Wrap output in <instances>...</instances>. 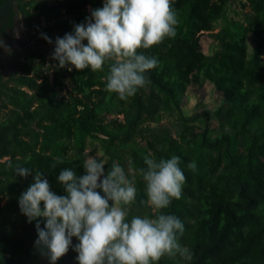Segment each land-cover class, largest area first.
I'll return each instance as SVG.
<instances>
[{
  "label": "trees",
  "instance_id": "trees-1",
  "mask_svg": "<svg viewBox=\"0 0 264 264\" xmlns=\"http://www.w3.org/2000/svg\"><path fill=\"white\" fill-rule=\"evenodd\" d=\"M7 1L0 0V7ZM230 1L172 0L179 21L175 35L137 50L158 64L127 100L104 87L113 59L103 70L68 71L37 45L46 41L45 33L53 49L57 36L85 22L103 0H14L7 7L0 16V38L14 33L21 20L27 39L17 48L8 46L10 54L0 47V264H48L34 246L36 221L28 223L18 207L32 174H15L9 161L41 170L51 190L64 194L56 176L65 167L84 173L87 139L96 135L105 139L106 169L113 161L124 167L129 157L134 172L128 174L137 187L130 215L159 211L144 202L145 156L150 151L157 158L180 156L181 196L163 211L185 225L180 242L193 252L187 264H264V0H242L248 9L243 18L213 32ZM205 32L212 33L221 55L204 53ZM207 80L223 104L185 115L188 88H203ZM165 112L177 114V134L160 124ZM189 162L195 167L188 168ZM37 219L43 227L45 218ZM76 255L70 248L56 264H78ZM158 264L181 262L164 256Z\"/></svg>",
  "mask_w": 264,
  "mask_h": 264
},
{
  "label": "clouds",
  "instance_id": "clouds-1",
  "mask_svg": "<svg viewBox=\"0 0 264 264\" xmlns=\"http://www.w3.org/2000/svg\"><path fill=\"white\" fill-rule=\"evenodd\" d=\"M178 23L172 0H103L85 22L55 38L51 57L68 71L103 70L105 61L113 59L104 87L127 100L148 83L147 71L158 64L154 56L137 50L174 36ZM41 36L53 44L47 34ZM0 47L11 53L2 38ZM180 159L178 155L157 158L151 151L144 158L146 167L140 170L144 202L159 210L153 216L130 215L137 195L135 177L116 161L106 169L103 159L89 155L81 161V175L74 168H62L56 180L64 194L51 190L41 170L11 161L9 166L21 177L32 174V182L18 197V207L28 223L36 221L34 246L46 255L48 264H56L70 248L77 253L78 264H158L164 256L187 264L193 252L180 242L185 225L175 214L163 211L181 196L185 175ZM187 167L195 164L189 162ZM38 217L45 218L43 227Z\"/></svg>",
  "mask_w": 264,
  "mask_h": 264
},
{
  "label": "rangeland",
  "instance_id": "rangeland-1",
  "mask_svg": "<svg viewBox=\"0 0 264 264\" xmlns=\"http://www.w3.org/2000/svg\"><path fill=\"white\" fill-rule=\"evenodd\" d=\"M242 4H243L242 0H231L228 9L226 11L225 18L217 22L215 26V30L213 32L219 31L220 28L223 27L224 24L232 18L235 20H241L243 18V11L248 10V9H244ZM88 8L90 7L88 6ZM25 34H26V28L24 22L19 20L15 32L10 34L7 38H5L4 42L7 46L17 48L21 45V43L24 40L27 39ZM211 34H212L211 32H205L201 36V44L203 51L208 56L221 55L220 52L221 46L212 37ZM251 38L249 40L250 51L254 47V43ZM37 45L39 46L40 50H43L47 53L48 57L50 58L49 60H51L52 59L51 52L53 51L51 44L45 41V42H39ZM28 52L27 51L23 52V55H27ZM43 73L47 75L50 74L46 69V67L43 68ZM221 104H223L222 97L216 91L214 84L207 80L203 88H195V87L188 88L183 102V112L185 115L190 116L195 112L203 109L215 110ZM177 118L178 116L175 112H173L172 114L165 112L163 113L160 124L171 128L173 133L177 134V131L179 129V122ZM211 123L214 127L218 125L216 119H213ZM87 151L90 152L91 156L101 157L105 161V165L110 162V157L105 153V139L101 135H96L95 137H91L87 139ZM124 168L128 173L134 172L133 168L129 164L128 156Z\"/></svg>",
  "mask_w": 264,
  "mask_h": 264
},
{
  "label": "water",
  "instance_id": "water-1",
  "mask_svg": "<svg viewBox=\"0 0 264 264\" xmlns=\"http://www.w3.org/2000/svg\"><path fill=\"white\" fill-rule=\"evenodd\" d=\"M14 0H8L5 4H3L0 7V16L4 13V11L7 9V7L11 6L13 4Z\"/></svg>",
  "mask_w": 264,
  "mask_h": 264
}]
</instances>
